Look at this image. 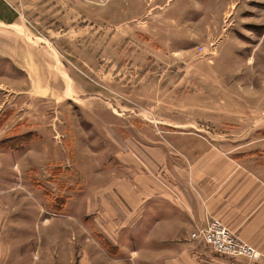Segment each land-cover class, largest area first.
<instances>
[{"label":"rangeland","instance_id":"rangeland-1","mask_svg":"<svg viewBox=\"0 0 264 264\" xmlns=\"http://www.w3.org/2000/svg\"><path fill=\"white\" fill-rule=\"evenodd\" d=\"M247 1L246 25L233 6L217 28L173 26L174 51L159 38L171 26L102 24L101 0L94 25L81 11L75 25L0 24L15 36L0 45L25 56H0V258L87 263L75 227L86 247L87 225L109 221L88 219V185L109 207L104 180L150 178L168 130L264 165V0Z\"/></svg>","mask_w":264,"mask_h":264},{"label":"crops","instance_id":"crops-1","mask_svg":"<svg viewBox=\"0 0 264 264\" xmlns=\"http://www.w3.org/2000/svg\"><path fill=\"white\" fill-rule=\"evenodd\" d=\"M87 1L93 3L0 0V24L19 25L22 16L48 25H75L76 14L81 11L86 15V23L94 25L96 21L88 10L100 0ZM101 1L104 25L152 26L148 31L153 33L156 29L163 32V26L167 31L171 26L159 38L172 51L173 36L181 31L173 26L194 25L197 33L206 24L217 28L224 23L226 9L232 10L233 6L236 16L240 15L238 11H244L240 23L246 25L250 3L247 0H177L169 7L171 0ZM191 3L193 11L188 8ZM0 40L10 44L15 40L14 33L0 32ZM11 48L0 45V56L25 58L14 44ZM163 134L164 143L157 141L153 146L150 178L135 180L136 176L133 178L130 173L123 180H104V187L108 188L104 189V201L106 193H110L112 200L109 207L105 202L101 209L97 199L90 203L97 188L95 185L94 191H90L88 185V219L103 216L109 221L103 226L87 225L92 244L86 247L81 242L85 237L80 227H75L80 237L75 247L80 252L86 249L89 258L87 263L79 264H253L244 258L217 255L204 244L191 240L189 234L194 226L204 223L209 212L264 255V165L230 156L198 132L168 130ZM58 263L46 257L38 261L0 258V264ZM254 264H264V258Z\"/></svg>","mask_w":264,"mask_h":264},{"label":"built area","instance_id":"built-area-1","mask_svg":"<svg viewBox=\"0 0 264 264\" xmlns=\"http://www.w3.org/2000/svg\"><path fill=\"white\" fill-rule=\"evenodd\" d=\"M189 238L204 244L215 254L227 258L239 257L252 262L263 256L260 250L243 240L234 230L209 212H206L203 224L194 226Z\"/></svg>","mask_w":264,"mask_h":264}]
</instances>
